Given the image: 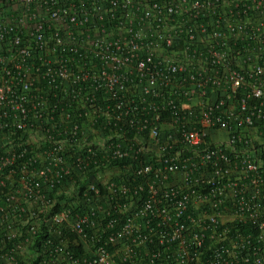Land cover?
Instances as JSON below:
<instances>
[{
  "label": "built area",
  "instance_id": "obj_1",
  "mask_svg": "<svg viewBox=\"0 0 264 264\" xmlns=\"http://www.w3.org/2000/svg\"><path fill=\"white\" fill-rule=\"evenodd\" d=\"M263 159L264 0H0V264H264Z\"/></svg>",
  "mask_w": 264,
  "mask_h": 264
},
{
  "label": "trees",
  "instance_id": "obj_2",
  "mask_svg": "<svg viewBox=\"0 0 264 264\" xmlns=\"http://www.w3.org/2000/svg\"><path fill=\"white\" fill-rule=\"evenodd\" d=\"M94 160H96V159H94ZM263 161H264V159H263ZM127 163H128V160H126V159H119V160H112V161L110 160L108 166L110 168H115V167L116 168H125L127 166ZM89 168L93 169V163L90 164ZM91 177H92L91 171L85 172L84 179L81 182H79V183L77 182V185H78L77 187H79V191L80 192L83 189H85L86 184L91 179ZM68 186H70V184L68 183V181H64V182L62 181L61 183H58L55 186V188L53 189V191L56 192L58 188H62V187H65L66 188ZM59 197L62 200H65L66 199V198H64V197H66L64 195H60ZM58 208H59V204L57 203L55 205V207L53 208V210L56 211ZM40 236H39V239L37 238V241H35V244L31 248H33V249L36 248V246L38 245V242H39L40 238L43 239L44 235L41 234ZM20 264H36V261L34 259H29V261L28 260H26L25 262L21 261Z\"/></svg>",
  "mask_w": 264,
  "mask_h": 264
}]
</instances>
